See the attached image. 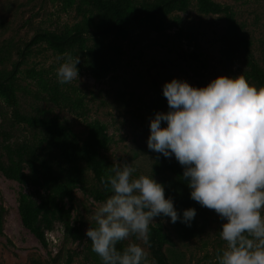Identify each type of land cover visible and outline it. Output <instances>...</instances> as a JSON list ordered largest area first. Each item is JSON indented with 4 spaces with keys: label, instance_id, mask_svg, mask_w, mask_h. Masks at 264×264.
<instances>
[{
    "label": "rangeland",
    "instance_id": "obj_1",
    "mask_svg": "<svg viewBox=\"0 0 264 264\" xmlns=\"http://www.w3.org/2000/svg\"><path fill=\"white\" fill-rule=\"evenodd\" d=\"M211 1L235 13L264 72V0ZM168 20L163 33L139 29L126 39L104 40L125 54L107 77L96 79L77 46L55 50L35 37L81 31L92 46L94 32L109 22L104 12L78 0H0V75L20 64L14 79L20 111L57 119L79 145L92 125H101L99 159L148 212L142 218L85 164L69 163L43 131L13 127L11 109L0 98V131H11V143L29 146L57 175L77 180L66 203L72 233L56 223L45 232L44 247L18 213L20 194L30 195L31 188L0 172V264H155L147 245L150 226L166 236L171 264H264V94L250 77L245 52L225 54L224 15L200 14L190 0L185 12ZM193 123L214 126L223 143L245 151L249 190L236 202L207 201L197 214L196 235L182 239L165 207L172 175L157 171L156 154L163 150L177 159L179 140Z\"/></svg>",
    "mask_w": 264,
    "mask_h": 264
},
{
    "label": "trees",
    "instance_id": "obj_2",
    "mask_svg": "<svg viewBox=\"0 0 264 264\" xmlns=\"http://www.w3.org/2000/svg\"><path fill=\"white\" fill-rule=\"evenodd\" d=\"M77 1V0H73ZM82 5H92L108 17L109 22L94 32L93 45L81 37V31L64 36L51 33L38 34L55 50L77 46L96 79H103L118 67L124 56L121 48L105 45L112 36L126 39L132 32L145 29L163 33L169 28V16L175 11H186L190 0H157L135 8L130 0H78ZM203 15H224L227 22L223 38L228 57L243 51L247 55L250 77L264 94V72L251 55V41L238 25L230 7L221 6L211 0H195ZM33 39V41H35ZM23 53H21V57ZM20 64H15L10 74L0 75V98L11 109L12 126H26L41 130L49 137L52 146L72 164L83 163L92 171L95 179L113 195L117 196L142 218H148L144 201L131 194L118 177L99 159L103 129L99 124L90 128L88 141L77 144L69 130L57 119H42L23 114L18 105L15 76ZM0 172L8 179L31 188L32 193H21L18 213L23 225L37 241L47 246L45 232L52 231L56 223L64 227L66 234L72 233V211L66 206L74 197L76 178L57 175L50 163L35 155L27 145L11 143V131H0ZM179 156L171 158L159 150L157 171L172 175L169 181L165 207L171 215V225L180 238H192L198 231L196 218L207 201H239L249 190L247 172L249 160L245 151L223 143L219 131L212 125L189 124L179 140ZM6 158V162L3 161ZM25 167L29 170L25 172ZM33 196L34 198H32ZM147 245L155 264H171L166 251L167 239L162 231L150 226Z\"/></svg>",
    "mask_w": 264,
    "mask_h": 264
}]
</instances>
